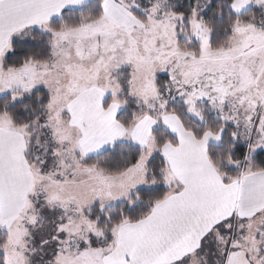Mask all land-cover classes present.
Wrapping results in <instances>:
<instances>
[{
    "label": "snow or ice",
    "instance_id": "1",
    "mask_svg": "<svg viewBox=\"0 0 264 264\" xmlns=\"http://www.w3.org/2000/svg\"><path fill=\"white\" fill-rule=\"evenodd\" d=\"M0 264H264V0H0Z\"/></svg>",
    "mask_w": 264,
    "mask_h": 264
}]
</instances>
